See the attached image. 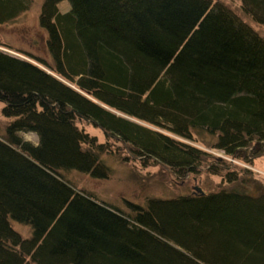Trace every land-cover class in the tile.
I'll list each match as a JSON object with an SVG mask.
<instances>
[{"label": "trees", "instance_id": "1", "mask_svg": "<svg viewBox=\"0 0 264 264\" xmlns=\"http://www.w3.org/2000/svg\"><path fill=\"white\" fill-rule=\"evenodd\" d=\"M238 1L264 27V0ZM31 4L0 0V26ZM38 20L51 63L0 48L1 114L11 119L0 136V264H264V187L254 180L122 208L68 177H110L112 148L88 123L143 167L238 181L236 165L190 142L246 164L262 147L264 36L221 0H44Z\"/></svg>", "mask_w": 264, "mask_h": 264}, {"label": "rangeland", "instance_id": "2", "mask_svg": "<svg viewBox=\"0 0 264 264\" xmlns=\"http://www.w3.org/2000/svg\"><path fill=\"white\" fill-rule=\"evenodd\" d=\"M44 0H31V8L28 12L22 14L14 22L0 26V44L11 55L18 56L36 62L37 60L30 56H39L51 63V58L43 48V40L39 35V15ZM229 9L241 17L260 35L264 36V27L254 24L247 18L242 10L241 3L238 0H221ZM69 4L64 1L59 4L61 12L68 10ZM6 47V48H4ZM42 65V64H41ZM2 103L0 102V136L4 134L5 127L11 119L1 114ZM90 135H95L98 142H106L111 146V153L104 154L103 159L110 167V177L105 180H94L86 174L71 172L68 177L75 181L76 186L94 192L101 200L115 204L124 208V201H132L134 203H142L146 197H175L182 194L197 193L195 188L201 189L203 192L216 191L223 188H231L233 186L240 187L245 185L241 183L244 179L254 180L259 188L264 187V143L262 147L257 149L255 155H251L248 150V158L250 163L246 164L237 161L234 158L224 156L222 151L216 150L199 142L194 143L198 147L219 156L228 159L239 172V180L234 183H227L220 175L210 174L206 171L199 175H189L185 178L176 177L169 169L160 165L143 167L138 160L133 159L125 150V148L117 141L109 140L104 133L92 126L91 124L81 125ZM19 136L32 143H37V136L34 133L20 132ZM207 143L209 137H205ZM197 143V144H196ZM246 168L240 169L239 167ZM244 182V181H243ZM13 227L23 237L30 236V228L20 223L14 222Z\"/></svg>", "mask_w": 264, "mask_h": 264}, {"label": "water", "instance_id": "3", "mask_svg": "<svg viewBox=\"0 0 264 264\" xmlns=\"http://www.w3.org/2000/svg\"><path fill=\"white\" fill-rule=\"evenodd\" d=\"M197 191H198V193H200V194H203L204 192L201 190V189H199L198 187L197 188H195Z\"/></svg>", "mask_w": 264, "mask_h": 264}]
</instances>
